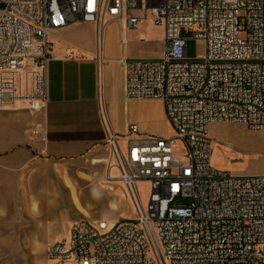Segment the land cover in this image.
Here are the masks:
<instances>
[{
    "label": "built area",
    "instance_id": "obj_1",
    "mask_svg": "<svg viewBox=\"0 0 264 264\" xmlns=\"http://www.w3.org/2000/svg\"><path fill=\"white\" fill-rule=\"evenodd\" d=\"M148 20L164 29L163 56L123 62L125 97L162 101L174 136L137 124L119 136L104 122L119 172L105 181L124 184L137 216L74 222L47 247L48 264H264V174L213 167L209 130L228 122L264 133V0H0V110L46 107L55 31L93 23L99 37L111 22L124 33ZM191 40L204 43L203 58H189Z\"/></svg>",
    "mask_w": 264,
    "mask_h": 264
},
{
    "label": "crops",
    "instance_id": "obj_2",
    "mask_svg": "<svg viewBox=\"0 0 264 264\" xmlns=\"http://www.w3.org/2000/svg\"><path fill=\"white\" fill-rule=\"evenodd\" d=\"M149 23L121 33L111 22L101 40L93 23L55 31L46 107L32 112L20 102L0 110V251L46 253L76 221L112 224L131 214L124 184L105 181L119 172L109 169L104 122L119 136L137 124L161 137L154 125L168 124L162 101L125 97L123 62L147 57ZM160 44L162 57L164 31Z\"/></svg>",
    "mask_w": 264,
    "mask_h": 264
},
{
    "label": "rangeland",
    "instance_id": "obj_3",
    "mask_svg": "<svg viewBox=\"0 0 264 264\" xmlns=\"http://www.w3.org/2000/svg\"><path fill=\"white\" fill-rule=\"evenodd\" d=\"M130 15L149 16L142 13L141 10H131ZM147 38L151 49L147 50L146 58L149 60L160 59L162 32L163 27L146 25ZM163 29V31H162ZM102 34L98 38L101 39ZM153 52L151 53L150 51ZM153 54V55H150ZM205 55V45L201 41L191 40L188 43V56L191 59H201ZM163 56V53L162 55ZM145 58V59H146ZM155 101V100H154ZM150 107H154L157 103H149ZM162 130L161 137L171 138L174 136V130L171 125L166 123H157L154 125ZM210 136L214 140V152L212 158V166L224 171L232 172L236 175L254 176L264 174V133L257 129H252L245 124L216 122L210 125ZM158 135V134H154ZM176 152L184 154L185 149L179 144ZM139 189L142 201L145 205L148 202L149 185L140 183ZM184 203L183 201H179ZM130 208L132 210L126 219H135L136 210L130 200ZM103 212L94 211L93 217H103ZM264 250V249H263ZM0 264H47L45 251L32 252H5L0 251Z\"/></svg>",
    "mask_w": 264,
    "mask_h": 264
}]
</instances>
